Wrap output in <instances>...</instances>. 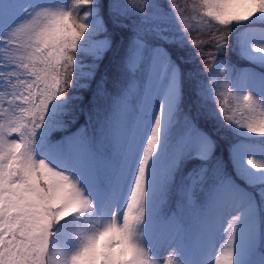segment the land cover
<instances>
[{
    "label": "snow or ice",
    "instance_id": "6c2138e0",
    "mask_svg": "<svg viewBox=\"0 0 264 264\" xmlns=\"http://www.w3.org/2000/svg\"><path fill=\"white\" fill-rule=\"evenodd\" d=\"M0 264H264V0H0Z\"/></svg>",
    "mask_w": 264,
    "mask_h": 264
},
{
    "label": "trees",
    "instance_id": "16d2710c",
    "mask_svg": "<svg viewBox=\"0 0 264 264\" xmlns=\"http://www.w3.org/2000/svg\"><path fill=\"white\" fill-rule=\"evenodd\" d=\"M201 38H202V39H206L207 37H201ZM206 50H207V49H206ZM239 65H240L241 67L245 66L243 61H240V62H239Z\"/></svg>",
    "mask_w": 264,
    "mask_h": 264
},
{
    "label": "rangeland",
    "instance_id": "374dc122",
    "mask_svg": "<svg viewBox=\"0 0 264 264\" xmlns=\"http://www.w3.org/2000/svg\"><path fill=\"white\" fill-rule=\"evenodd\" d=\"M258 86V85H257Z\"/></svg>",
    "mask_w": 264,
    "mask_h": 264
}]
</instances>
